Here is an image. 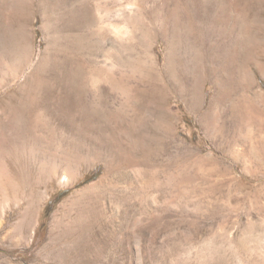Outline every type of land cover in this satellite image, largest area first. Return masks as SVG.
Returning <instances> with one entry per match:
<instances>
[{"label": "rangeland", "instance_id": "374dc122", "mask_svg": "<svg viewBox=\"0 0 264 264\" xmlns=\"http://www.w3.org/2000/svg\"><path fill=\"white\" fill-rule=\"evenodd\" d=\"M113 165L59 264H264V0H0V264H58L40 243Z\"/></svg>", "mask_w": 264, "mask_h": 264}, {"label": "bare ground", "instance_id": "6f19581e", "mask_svg": "<svg viewBox=\"0 0 264 264\" xmlns=\"http://www.w3.org/2000/svg\"><path fill=\"white\" fill-rule=\"evenodd\" d=\"M213 12L214 11H212V13ZM214 16L213 17L216 18V19H214V22L217 23L218 22L217 19H219V18H217L216 14ZM188 19H189V17H188ZM192 23H193V21H192ZM216 26H217V24H216ZM77 28H79V27H77ZM213 29H214V26H213ZM214 31H216V30H214ZM191 33H193V32H191ZM119 34H120V25L117 24V23L112 24L111 41H112V48L113 49H112V55H110L112 57L115 56L114 54L116 53L117 48H118ZM188 37H190V36H188ZM216 40L219 41V38L216 39ZM220 42H221V40H220ZM220 42H219L218 47L223 50L224 54H228L230 52L229 43L227 45L226 41L223 44L220 43ZM218 47L216 45V49ZM216 49H214L215 52H216ZM220 49H219V51H220ZM216 57H218V56H216ZM86 113L89 114L88 112H86ZM83 114H85V113L83 112ZM64 115H66V114H64ZM91 115H92V113H91ZM85 117L90 118L89 116H85ZM78 119H79V117H78ZM86 120L87 119H85V121ZM74 122L75 121H73V123ZM86 123H88V121H86ZM94 123H95V121H94ZM79 125L81 126L82 124H79ZM75 126L73 128H76ZM82 126H84V124ZM101 126H102V124H101ZM97 128L95 129L96 131H97ZM92 130H94V129L92 128ZM81 131H83V130H81ZM98 132L100 133V131H98ZM123 176H124V173L119 171L118 166L113 165L112 168H110L107 171V174L103 177V179L98 184H96V185L84 190L83 193L77 195L74 199H71L70 201H68L67 204L62 207V211L59 214V216L57 217L58 219H57L55 225H53L51 227V230L49 231L48 237L46 238V240L43 243H40V246L42 247L41 248V251H42L41 252L42 253L41 257H43L45 259H48L49 261H51L53 263H56V262L58 264L60 262L61 263L62 262H66V263L69 262L70 263L75 258H79L80 260H82L90 252H92L97 246V239L96 238H97L98 232H100L103 229L105 230V227H107V225H108L107 222H106L107 220L105 219L106 218V208H107L106 207V203L109 202L110 199H113L115 197V194H116V191H117V184L123 178ZM64 177H66V178L69 177L70 178V176H68L67 173L64 175ZM169 178H170V176H169ZM71 179L73 180L72 177H71ZM171 179H173V178H171ZM108 220H110V219H108ZM30 225L31 224L26 225L25 223H20L19 227L16 229V231H18V235L21 236V235L26 234L29 231ZM62 252H64V254H62ZM6 262H8V261H6Z\"/></svg>", "mask_w": 264, "mask_h": 264}]
</instances>
